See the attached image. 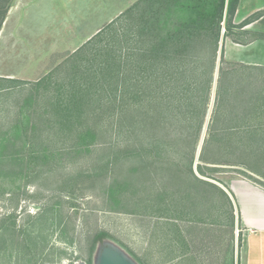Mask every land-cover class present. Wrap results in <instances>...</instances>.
I'll list each match as a JSON object with an SVG mask.
<instances>
[{"label":"rangeland","instance_id":"rangeland-1","mask_svg":"<svg viewBox=\"0 0 264 264\" xmlns=\"http://www.w3.org/2000/svg\"><path fill=\"white\" fill-rule=\"evenodd\" d=\"M14 1L0 0V12L10 4V7H14L12 13L15 16L12 20L9 15L7 18L9 7L5 14L6 20L4 19L0 28V76L16 78L25 83H11L12 92L0 96V264H96L97 249L104 245L102 242L106 239L138 264L161 263L160 261L169 258H145L146 255L139 246L143 247L147 242L152 246L154 224L160 217H165L160 204L166 198L164 202L169 204L170 198L173 201L178 196L176 190L180 187L174 182L176 178L169 177L167 173L179 168L184 174L190 163L196 177L223 182L226 189H229L227 184L237 178L264 180V176H260L264 175V145L252 144L244 156H237L234 151L233 155L219 157L221 160H216L217 153L209 148L206 150V159H200L201 151L197 156L196 149L202 130L195 144L181 142L165 146L170 148L166 152L167 156L164 154V158H158L162 160L156 163L146 162L141 168L143 175L136 178L128 170L126 176L122 172L118 173L119 166H115L112 159L113 148L123 149L126 145L120 142L118 146L111 148L112 137L108 128L99 138L86 143H81L79 128L74 130L72 138L62 139L57 136L56 128L49 123L54 115L45 97L53 93L54 86L56 88L61 79L64 82L69 79L66 77L68 69L78 73V69L93 62L83 59L80 61L82 55L74 57L73 51L78 45L96 35L137 0ZM129 1L132 2L130 5ZM41 6L48 13H33ZM30 8V16H24ZM256 8L257 6L253 7V12ZM251 9L247 7L248 12ZM260 10H264L263 7ZM19 12L21 19L16 21ZM238 12L239 20L247 14L244 9ZM138 15L139 13H132L126 20L121 17L106 27L98 43L91 45L88 57H95L101 46L107 47L111 53L117 54L118 51L123 56L131 28L135 30L143 27V33L152 30V34L159 38L169 28L172 30L171 22L175 21L178 12L172 13L166 9L155 15L145 12L142 14L143 19ZM145 19L149 20L147 25L144 24ZM227 20V15L223 16L220 23L221 48L220 53H217V77L221 68L237 67L236 61L227 55L231 50L230 41L235 38V35L225 33ZM233 20L237 21L235 15ZM261 24L264 26V19ZM245 52L243 58H251V54H247L248 50ZM21 54L26 56H20ZM31 60L36 62L30 64ZM214 74L215 71L212 76ZM47 76L54 84L47 83V80L34 85ZM217 77L214 89L211 87L214 99L210 118L217 99ZM4 83L0 82V87ZM253 83L255 86H264L262 81L255 80ZM250 100L251 106L246 109L249 113L264 111L257 106L259 97L255 95ZM238 105V112L246 113V110H242V103L238 104L237 101L236 107ZM262 106L264 108V104ZM222 108L229 111L227 106ZM205 121L206 115L203 125ZM210 122L208 118L203 141L208 137ZM188 132L191 133V129ZM102 135L105 136V141L101 140ZM194 136L196 134H191L189 139ZM221 152L225 154V151ZM157 155L161 156L159 152L155 154ZM190 157L191 161L188 159ZM197 164L202 167L204 176L198 173ZM150 169L151 173L153 169L159 172L165 170L166 173L162 175L153 171L155 178L147 181L149 175L146 176V171ZM185 178L187 177L183 178L185 182L181 189L188 186L190 190L201 184L198 181L191 182L193 179L190 177ZM139 179L141 183L137 185ZM153 191L157 192L156 196ZM101 237L102 240L98 241ZM185 260L178 258L167 264H186Z\"/></svg>","mask_w":264,"mask_h":264},{"label":"trees","instance_id":"trees-1","mask_svg":"<svg viewBox=\"0 0 264 264\" xmlns=\"http://www.w3.org/2000/svg\"><path fill=\"white\" fill-rule=\"evenodd\" d=\"M238 1L134 2L115 20L121 17L126 20L125 18H130L132 13H139L141 19L145 12L155 15L158 11L166 9L172 13L178 12L175 21L171 22L172 30L169 28L158 38L156 34H152V30L143 33V27L135 30L131 28L128 32L130 39L126 38L127 46L123 56L118 51L117 54L111 53L107 47L101 46L99 52L96 51L98 54L95 53L93 59L89 58L88 51L91 45L98 43L100 35L115 21L113 20L74 50V57L82 55L80 61L83 59L93 62L78 69V73H74L75 70L70 72L71 68L68 69L66 77L69 79L65 82L61 79L57 87L54 86L53 93L45 97L54 115L49 119V123L51 127L56 128L55 134L62 139H69L72 138L74 130L79 128L81 143L82 141L86 143L99 138L108 128L112 137L110 140L112 145L109 143L111 148L118 146L120 142L126 145L123 149L113 148L112 159L115 166H119L118 173L122 172L121 174L126 176L128 170L135 178L143 175L141 168L146 162L156 163L162 160L158 158H164V154L167 156L166 152H169L170 148L165 146L170 147L181 142L195 144L200 131H203L204 117L208 114V111L207 114L205 112L211 87L213 88L212 74L216 67L222 17L227 15L228 25L225 32L227 35L232 27L245 25L260 14L255 13L238 25L233 24L232 18ZM9 7L10 4L6 5L0 12V28ZM148 19L144 20L145 25L149 23ZM136 23H132L134 27ZM235 66L237 67H224L219 70L217 99L211 118L209 117L211 122L208 126V137L202 141L200 159H206V150L209 148L217 153L216 160H221L219 157L233 155L234 151L237 152L236 155L244 156L252 144L264 145V111L251 114L246 110L251 106L250 98L255 95L260 101L257 106L264 109L262 106L264 86L262 84L255 86L253 83L255 80L264 82V68L242 63H235ZM43 78L34 85L48 80V76L45 80ZM52 81L48 80L47 83L51 84ZM0 82H6L0 87V96L12 92L11 83H25L16 78L2 76ZM237 101L238 104L242 103V110H246V113L238 112ZM223 106H227L229 111L224 110ZM241 127L246 128L237 129ZM190 129L191 133L188 132ZM191 134L196 136L190 140ZM101 137H103L101 140L105 141V136ZM221 150L225 151V154ZM157 152L161 156H155ZM188 159L191 161V157ZM186 168L184 174L179 168H176L175 172L167 173L169 177L176 178L174 182L180 187L176 190L178 196L173 198L175 204L187 197L188 186L181 189L185 182L184 177L192 178L191 182H203L196 177L190 163ZM196 168L200 175H205L199 164ZM153 171L152 173L151 169L146 171V176L149 175L147 181L155 178ZM155 173L163 175L166 171ZM140 180L137 181V185L141 183ZM155 192L153 191L154 196L157 194ZM166 200L160 204L162 211L168 210L171 205L172 199L170 198L169 204L164 202ZM101 240L102 237L98 241Z\"/></svg>","mask_w":264,"mask_h":264},{"label":"crops","instance_id":"crops-1","mask_svg":"<svg viewBox=\"0 0 264 264\" xmlns=\"http://www.w3.org/2000/svg\"><path fill=\"white\" fill-rule=\"evenodd\" d=\"M245 5L252 8L251 14ZM254 6H257L255 12L260 14L245 25L232 27L227 34L235 35L227 55L235 63L264 68V26L261 24L264 10L259 11L264 9V0H239L234 14L237 21L233 16L232 22L238 25L249 18L255 13ZM13 8L10 7L7 14L11 20L15 17ZM41 9L42 6L33 13L38 15L48 11ZM240 9L247 14L239 20ZM31 12L30 8L23 15L28 17ZM20 16L21 12L16 21L21 19ZM246 50L251 54L249 59L243 58ZM23 55L26 56H20ZM35 62L31 60L30 64ZM199 179L203 182L199 187L188 188L184 200L170 203L168 210H163L165 217H160L154 224L152 246L148 242L139 246L145 258H169L155 264L172 263L178 258L186 259V264H264V180L237 178L228 183L229 189H226L223 182L201 176Z\"/></svg>","mask_w":264,"mask_h":264},{"label":"water","instance_id":"water-1","mask_svg":"<svg viewBox=\"0 0 264 264\" xmlns=\"http://www.w3.org/2000/svg\"><path fill=\"white\" fill-rule=\"evenodd\" d=\"M220 48H221V40L219 41L218 53H220ZM217 60H219V54H218ZM217 70H218V62H217V66H216L215 74H214L213 89H214V86L216 84ZM213 99H214V90L212 91L211 102L209 105L208 114L206 116V121L204 123L201 138H200V141H199V144L197 147V156H198V153L201 149L202 141H203L204 134H205V129H206L208 118H209L210 112H211ZM102 243H104V245L101 246L100 249L98 248L99 250L97 249L98 255H97V259H96V264H138L133 258L129 257L123 250L119 249L118 246L114 245L112 242H107V239L103 240ZM102 243H100V244H102ZM75 264H86V263L76 262Z\"/></svg>","mask_w":264,"mask_h":264}]
</instances>
